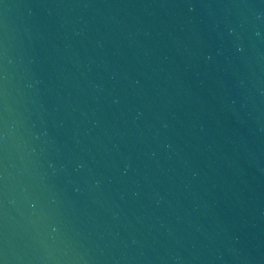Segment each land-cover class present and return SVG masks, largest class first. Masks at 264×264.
<instances>
[{"label": "water", "instance_id": "obj_1", "mask_svg": "<svg viewBox=\"0 0 264 264\" xmlns=\"http://www.w3.org/2000/svg\"><path fill=\"white\" fill-rule=\"evenodd\" d=\"M0 264H264V0H0Z\"/></svg>", "mask_w": 264, "mask_h": 264}]
</instances>
